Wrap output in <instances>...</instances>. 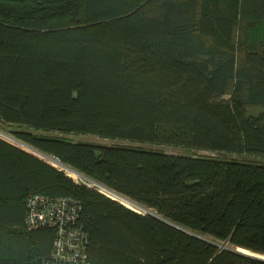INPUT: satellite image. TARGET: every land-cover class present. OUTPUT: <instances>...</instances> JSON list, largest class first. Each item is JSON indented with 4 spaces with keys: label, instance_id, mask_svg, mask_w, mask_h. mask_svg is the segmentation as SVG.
Here are the masks:
<instances>
[{
    "label": "trees",
    "instance_id": "trees-1",
    "mask_svg": "<svg viewBox=\"0 0 264 264\" xmlns=\"http://www.w3.org/2000/svg\"><path fill=\"white\" fill-rule=\"evenodd\" d=\"M0 123L146 209L0 138V264L49 258L38 193L79 203L91 264H264L235 251L264 255L263 163L34 133L264 158V0H0Z\"/></svg>",
    "mask_w": 264,
    "mask_h": 264
},
{
    "label": "built area",
    "instance_id": "built-area-1",
    "mask_svg": "<svg viewBox=\"0 0 264 264\" xmlns=\"http://www.w3.org/2000/svg\"><path fill=\"white\" fill-rule=\"evenodd\" d=\"M0 138L16 145V139L11 138L2 131H0ZM38 157L48 162L49 155ZM78 177L82 180L81 183L87 186H89V183H93L95 185L94 188L98 190L97 185L99 184L84 176L78 175ZM109 191L119 195L112 190ZM26 205L27 212L23 221V226L26 230L32 231L47 228L54 232L50 256L48 259L41 260L39 264H91L87 251L88 234L79 223L78 212L80 205L76 200L64 196L49 197L38 193L31 194L27 198Z\"/></svg>",
    "mask_w": 264,
    "mask_h": 264
},
{
    "label": "rangeland",
    "instance_id": "rangeland-1",
    "mask_svg": "<svg viewBox=\"0 0 264 264\" xmlns=\"http://www.w3.org/2000/svg\"><path fill=\"white\" fill-rule=\"evenodd\" d=\"M259 110H260L259 108H248L247 109V114L256 115V114H258ZM23 130H25V128L22 127V126L0 123V131H2L3 133L7 134L11 138L16 139V146H18L20 148H23L24 151H26L28 153H32L31 152L32 150H30L29 148H27V147H25L23 145V141L22 140L15 138V135H14L15 132L23 131ZM34 133L47 135V136H50V135H52V136H61V137L69 139L72 142H89V143H93V144L108 145V146H110V145H128V146L140 147V148H145V149H150V150L162 151V152L171 153V154H184V155L205 156V157H219V158L233 159V160H252V161L264 164V158L257 157V156H251V155L218 154V153L211 152V151H206V150H194V149H185V148H180V147L165 146V145H158V144L130 142V141H127V140L107 139V138H102V137H99V136L87 135V134H64V133L52 132V131L51 132L38 131V132H34ZM32 154L36 155L34 153H32ZM53 159H55V158H53ZM47 161L49 163H51L52 165L58 167L59 169L63 170L68 175H71V173H70L71 169H69L70 168L69 166L65 165L63 167V166H60L57 163H54V162H52L50 160H47ZM74 179L77 182H79V183L82 182L80 177L77 178V175H76V178H74ZM89 186L90 187H95V185H93V183H89ZM97 188L99 190H105L104 192L106 194L112 196V198H115L116 200H118L121 203L127 205L128 207H131L132 209H135V210H137V211H139L141 213L146 212L144 209H142V207L136 206L135 204H133L131 202L129 203L125 198H123L120 195H117L115 193H112L111 191L105 189L102 186L97 185ZM203 238L213 242L214 244H216L220 248H232V249H234L228 243L214 240L213 238L208 237V236H203ZM235 251H240V252H243V253H246V254H249V255H253V256L264 258V255H262V254H258V253H254V252H250V251H245V250H242L240 248H235Z\"/></svg>",
    "mask_w": 264,
    "mask_h": 264
},
{
    "label": "water",
    "instance_id": "water-1",
    "mask_svg": "<svg viewBox=\"0 0 264 264\" xmlns=\"http://www.w3.org/2000/svg\"><path fill=\"white\" fill-rule=\"evenodd\" d=\"M23 145L25 146V147H27V148H29L30 150H32L31 152L32 153H34V154H36V155H39V156H41V157H45V156H48V155H46V154H44V153H42V152H40V151H38L37 149H35V148H33V147H31V146H29V145H27V144H24L23 143ZM18 147V146H17ZM20 148V147H19ZM20 149H22V150H24L23 148H20ZM48 163V162H47ZM50 164V163H49ZM52 165V164H51ZM53 166V165H52ZM54 167V166H53ZM56 168V167H55ZM58 169V168H57ZM59 170H61V169H59ZM74 171V170H73ZM74 173H76L77 175H80V176H83L82 174H80V173H78V172H76V171H74ZM66 174V173H65ZM88 179V178H87ZM94 183H96V182H94ZM96 184H98V183H96ZM100 185V184H99ZM100 192V191H99ZM120 195V194H119ZM128 199V198H127ZM129 201H131V200H129ZM133 204H135L136 206H139V207H142V206H140V205H138V204H136L135 202H133V201H131ZM129 208V207H128ZM142 209H144L145 211H146V209L144 208V207H142ZM177 228H180V229H183V228H181V227H179V226H176ZM184 230V229H183ZM194 236H197L198 238H201V239H204V238H202V237H200V236H198V235H195L194 234ZM236 252H238V253H242V254H244V255H248V256H251V257H255V258H257V259H262V260H264V258H262V257H257V256H253V255H249V254H246V253H243V252H240V251H236Z\"/></svg>",
    "mask_w": 264,
    "mask_h": 264
},
{
    "label": "crops",
    "instance_id": "crops-1",
    "mask_svg": "<svg viewBox=\"0 0 264 264\" xmlns=\"http://www.w3.org/2000/svg\"><path fill=\"white\" fill-rule=\"evenodd\" d=\"M1 139H3V138H1ZM3 140L6 141L7 143L13 145V146H16V145L12 144L11 142H9V141H7V140H5V139H3ZM25 152H26V151H25ZM27 153H28V152H27ZM29 154L33 155L32 153H29ZM33 156L37 157L36 155H33ZM37 158H39V157H37ZM8 208H10V209H14V204L9 203V204H8ZM13 216H14L13 214H11L9 211H7V217H8L9 220H14V219H13ZM15 218H16V214H15ZM14 228H16V227H14Z\"/></svg>",
    "mask_w": 264,
    "mask_h": 264
},
{
    "label": "bare ground",
    "instance_id": "bare-ground-1",
    "mask_svg": "<svg viewBox=\"0 0 264 264\" xmlns=\"http://www.w3.org/2000/svg\"><path fill=\"white\" fill-rule=\"evenodd\" d=\"M48 160H50V161H52V162H54V163H57L58 165H60V166H65L64 164H62V163H59L58 161H55V160H53L52 158H48ZM69 169H71V168H69ZM70 173H71V175H72V177L73 178H76V174L74 173V171L71 169L70 170ZM100 186V185H99ZM101 191H105V190H101ZM121 196V195H120ZM121 197H123V196H121ZM123 198H125L129 203L131 202V201H129L126 197H123ZM132 203V202H131Z\"/></svg>",
    "mask_w": 264,
    "mask_h": 264
}]
</instances>
